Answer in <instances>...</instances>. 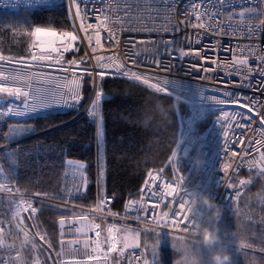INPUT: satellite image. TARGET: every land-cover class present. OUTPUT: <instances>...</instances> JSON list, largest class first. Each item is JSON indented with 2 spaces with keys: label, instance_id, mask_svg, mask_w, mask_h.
<instances>
[{
  "label": "built area",
  "instance_id": "1",
  "mask_svg": "<svg viewBox=\"0 0 264 264\" xmlns=\"http://www.w3.org/2000/svg\"><path fill=\"white\" fill-rule=\"evenodd\" d=\"M52 5H65L75 15L76 50L63 53L60 65L49 61L15 60L0 54L3 57L0 59V84L18 86L12 80L18 72L44 74L30 81V88L25 86L30 93L27 107L23 98L12 99L4 111L0 110V115L9 107L25 113L7 116L14 120L75 112L74 118L85 116L97 126L98 104L93 115L89 112L93 111L99 92L100 73L132 79L122 74L125 71L139 74L141 83L148 79L146 85L160 92L166 90V93L191 103L214 108L218 114L206 132L181 134L173 152L175 155L164 166L151 168L148 172L158 175V179L152 181L147 174L126 204L128 219L144 231L199 240L191 230L186 233L183 227L174 228L170 222L167 226L163 222L157 224L156 220L163 212H168L169 221L173 219V213L180 221L183 211L192 221L208 226L211 218L202 205L192 208L188 203L181 210L180 204L189 201L194 193H204L218 205L230 207L237 192L240 193L248 183L240 185L241 180L248 181L241 173L248 168L260 169L259 157L264 153V61L261 60L264 57V0H0V10L8 11ZM77 7L80 19L76 18ZM193 8L197 12H193ZM197 15L202 16L200 21H197ZM99 20L104 23L98 28L101 40L97 45L95 32L90 29L85 33L80 26L83 22L85 27L91 24L97 29ZM183 20L189 23H181ZM199 24L205 26L199 27ZM64 31L68 30H56L58 33ZM109 31L113 33L112 37ZM88 36L91 42L86 38ZM181 52L185 54L181 55ZM52 55L56 56L55 53ZM244 58L248 59V65L238 74L237 66L231 65V61ZM157 60L165 67L171 65V70L165 72L158 68ZM70 61L78 62V65L69 64ZM226 64L231 66L226 67ZM116 65L122 66L121 74H117ZM64 68L69 71H63ZM87 73L92 76L93 88L83 103ZM74 78L80 80L78 102L72 100L68 91L72 87L69 82ZM164 80L168 83L164 84ZM237 96L243 97L252 108L236 104L233 98ZM190 135L196 143L185 156L183 149L188 147ZM180 162L187 164L186 172L178 169ZM168 165L170 172H167ZM166 184H172L178 191L169 196L165 191ZM229 184L233 187L229 188ZM227 196L231 199H226ZM70 198L74 196L70 195ZM102 201L109 206L115 199L108 194ZM7 222L11 221L0 220V264H37L26 257L23 240L17 237L15 225L10 223L9 226ZM129 264H146L144 245L129 252Z\"/></svg>",
  "mask_w": 264,
  "mask_h": 264
},
{
  "label": "trees",
  "instance_id": "2",
  "mask_svg": "<svg viewBox=\"0 0 264 264\" xmlns=\"http://www.w3.org/2000/svg\"><path fill=\"white\" fill-rule=\"evenodd\" d=\"M36 26L70 28L66 6L0 10V53L10 58L28 59ZM92 88V76L87 73L83 103ZM98 90L107 95L99 102L101 140L94 121L85 116L74 118L75 112L28 120L8 117L0 121V146L26 131L39 133L0 150V174L5 175L9 185L39 194L52 192L58 189L64 163L82 164L88 175V192L74 202L90 206L101 194H111L115 201L108 209L120 210L124 199L140 188L148 170L164 166L178 142L180 121H187L192 114L190 102L124 77H99ZM217 114L218 111L205 112L197 118L193 130L200 134L206 132ZM42 131L45 132L40 133ZM241 176L247 178L248 183L230 207L219 205L222 214L218 220L212 219L211 227L218 228L219 246L230 253L232 264H264V174L257 168H248ZM34 204L38 208L36 221L53 230L47 225L56 223L63 215V207L40 198H35ZM5 209V201L0 196V220L4 218L2 211ZM162 238L163 241L156 239L152 245L159 248L155 257L151 255V245L147 251V258L154 259L157 264H182L183 251L198 264H211V253L217 250L190 241L184 248H172L166 244L167 237ZM24 252L29 260H34V252L42 253L41 250L36 252L30 242L24 243Z\"/></svg>",
  "mask_w": 264,
  "mask_h": 264
},
{
  "label": "crops",
  "instance_id": "3",
  "mask_svg": "<svg viewBox=\"0 0 264 264\" xmlns=\"http://www.w3.org/2000/svg\"><path fill=\"white\" fill-rule=\"evenodd\" d=\"M98 113L99 121L96 128H99L101 124L100 103L98 104ZM1 117L3 116L0 115V118ZM7 118L8 117L5 119ZM0 121H3V119H0ZM37 134L39 133H29L26 131L24 134L1 145L0 150L34 137ZM99 138L101 140V137ZM174 150L167 162L173 155ZM78 166V164L70 162L64 163L59 177L58 189L40 194L38 192L22 191L15 186L9 185V183L5 181V175L0 174V196L3 197L6 207L8 206L7 209L9 210V206H11V210L15 212L17 218H20L23 214L21 220L17 219V225L19 223L21 227L28 229L34 228V232L37 229L35 234L38 238L33 237V232L28 233V231L25 232V230V234H22L21 237L22 239L24 238L25 244L30 242L32 246L36 248V252H40L41 250L42 253H40L38 257L39 263L129 264V252L135 247H124L123 238L128 235L133 237L138 235L136 242L138 245L145 246L147 254L150 245L152 246L153 243L157 241L156 239L162 238L165 234L153 230L144 231L138 224L128 219L129 213L126 204L128 198L133 194H130L124 199L120 210L108 209L109 206L101 203L103 197L108 195L104 193L101 194V198L97 197L94 204L90 206L76 204L74 199L85 196L88 192L89 185L86 167L84 166V168L80 169ZM149 171L150 169L148 172ZM96 183L98 185L97 181ZM97 191L99 192V187H97ZM70 195L74 196V198H70ZM35 198L44 199L63 207L61 210L63 215L57 219L56 223H48L49 225H47L53 228V230L45 228L42 226L41 222L38 223L36 221L38 208L34 204ZM29 205H31V207H29ZM32 208L36 209L35 213L32 212ZM62 221L63 223H61ZM95 224H100L101 228L95 229L93 227ZM109 227L114 228V232L111 234L108 232ZM77 229H80V231L78 232ZM96 231H100V237L96 236ZM92 234L94 238L91 237ZM110 235H114L119 241L116 243V250L112 252L108 250L110 246ZM97 241H99V246L97 245ZM121 249H123V251H121Z\"/></svg>",
  "mask_w": 264,
  "mask_h": 264
},
{
  "label": "snow or ice",
  "instance_id": "4",
  "mask_svg": "<svg viewBox=\"0 0 264 264\" xmlns=\"http://www.w3.org/2000/svg\"><path fill=\"white\" fill-rule=\"evenodd\" d=\"M193 12H197V9L193 8L192 9ZM76 18L80 19L81 18V14L79 11V7H77V11H76ZM99 19V18H98ZM197 21H200L202 19V16L197 15L196 17ZM104 21L103 20H99L97 29H93V26L91 24H88L87 27H85L84 23H81V31L87 33L90 29L93 30L95 32V40H96V44L99 45L100 44V40H101V36H100V32L98 30L100 25H103ZM181 23H184L185 25H187L189 23L188 20H183L181 21ZM199 27H204L205 25L203 24H199ZM165 31H167V28L164 29ZM179 30V29H177ZM32 35L35 37H48L50 39H48L47 41H40V47L41 50L44 54L41 55H33L32 56V60L33 61H49L52 62V64L54 65H60L61 62L63 61V53H67L71 50H76L75 49V42H77L78 40V36L72 32V31H64V32H56V31H51V30H45L42 29L40 27H36L34 29V31L32 32ZM109 36L112 37L113 33L111 31H109ZM89 42H91V37L88 36L86 37ZM57 41H59V44H57ZM199 41H197L198 43ZM46 45V47H45ZM55 53L56 56L54 57L52 54ZM184 52H181V55H184ZM0 59H3L2 56H0ZM261 60L264 61V57H261ZM22 63V62H21ZM69 64H77L78 62L76 61H70L68 62ZM155 63L157 64L158 68L162 69L165 72H169L171 70V65L165 67V65H163L159 60L155 61ZM231 65H235L237 66V73L240 74V69L243 67H247L248 65V59L244 58L241 60H236L233 59L231 61ZM226 64L225 66H231ZM121 65H116V69H117V74H121ZM63 71L67 72L69 71V69L64 68ZM249 73H251V69H248ZM124 76H130V78L135 79L140 81L141 80V76L139 74H137L136 72H131L129 74V72L125 71L122 73ZM44 75L43 73H29L27 71L24 72H18L16 75H14L12 77V80L14 82V84H17L18 86H6L3 84H0V93H4L6 94L8 97H13L15 100H21V98H23V103L25 105V107H27L28 104V97L30 96V93L28 91L25 90V86L27 87H31V83L30 81H32L34 78ZM103 75L104 73H100L101 79H103ZM73 76L75 77V72H73ZM49 79V81L51 80V77H47ZM5 79H7L5 77ZM72 87H70L68 89V91L71 93V97L72 100L74 102H78L79 99V92L78 89L80 87V80L79 79H72L69 82ZM142 83L144 84H149L148 79H143ZM164 84H167L168 81L164 80L163 81ZM154 86V85H153ZM166 91V90H165ZM164 91V92H165ZM159 93V92H158ZM225 95H231L230 93H225ZM101 93L97 92L96 96H95V101H94V108L93 111L89 112V115H93L94 111H95V105L99 104L100 100H101ZM236 104H238L240 107H247L252 108L249 104L244 102V98L241 96H237L235 98ZM253 110V109H252ZM25 113L15 110L12 107H9L7 112L4 113L5 116H9V115H15V116H21L24 115ZM98 135L99 137H103V127H102V118H101V124L100 127L98 128ZM188 143V147H185L183 149L185 156L188 155L189 150H190V146L193 145L194 143H196V140L194 138V136H189V139L187 140ZM257 144L261 145L260 141H257ZM173 155H175V153H173ZM260 164L258 165V167H260V172L261 174H264V153H261L260 157ZM80 169L84 168V165H79L78 166ZM101 176H103V171H101ZM150 179L152 181H156L158 179V175H153L151 172L148 173ZM248 181L246 180H241L239 183L240 185H244L246 184ZM147 184V182H146ZM229 188H232L233 185L229 184L228 185ZM86 190V188H85ZM165 191L166 193L171 196L173 195V193H176L178 191L177 187H173L172 184H166L165 185ZM188 195H191V192L188 193ZM237 195H239V192H237ZM226 199L230 200L231 196H227ZM103 203V201L101 202ZM189 201L185 200L184 202H182L180 204V209L183 210L185 208V205L188 204ZM29 207H31V205H29ZM32 212L35 213L36 209L32 208ZM181 214L183 216V219L180 221H177L175 219V213L172 214L173 219H171V221H169L167 218L169 217V213L168 212H163L162 217L160 219L156 220V223L159 224L161 222H163L165 224V226H167V224L170 222L172 224V226L174 228H179V227H183L184 232H189L190 229V224L192 223V220L188 217L187 213H184L183 211H181ZM82 219H86V218H82ZM155 219V217H154ZM63 223V221L61 222ZM95 229H100L101 225L100 224H95L93 226ZM77 231L79 232L80 229H77ZM108 232L111 234L114 232V228L113 227H109L108 228ZM101 233L100 231H96V236L100 237ZM138 239V235L136 237H133L131 235L125 236L123 238L124 240V247H138V243L136 242ZM119 241L117 240V238L114 235H110L109 237V252H112L114 250H116V243H118ZM97 245L99 246V241H97ZM244 244H241V247H244ZM121 251H123V249H121Z\"/></svg>",
  "mask_w": 264,
  "mask_h": 264
},
{
  "label": "rangeland",
  "instance_id": "5",
  "mask_svg": "<svg viewBox=\"0 0 264 264\" xmlns=\"http://www.w3.org/2000/svg\"><path fill=\"white\" fill-rule=\"evenodd\" d=\"M53 6H59V5H52V6H48V7H44V8H50V7H53ZM37 9H40V8H37ZM66 9H67V12H68V17H69V21H70V25L71 26L68 29H62V30L72 31V32H74L77 35V27H76L75 15L73 14L72 10H70L68 7H66ZM36 27H40L42 29L51 30V31H56L57 29H60V28H50V27H44V26H36ZM36 27H34V29ZM48 39H50V38L44 37V36H41V37L33 36L32 42H31L30 47H29L30 56H29L28 59H15V58H10V57L4 56L1 53L0 54L2 56H4V57L10 58V59L21 60V61H29V60H32V56L33 55H41V54H43V52L41 50V47H40V41H47ZM45 47H46V45H45ZM12 99H14V98L13 97H8L4 93H0V110L4 111L6 106L10 102H12ZM190 107L192 109V114L190 115V117H188L187 121H185V122L180 121L181 122V133L179 134V138H180L181 134H183L184 132L194 131L193 130V125H194L195 121L197 120V118L199 116L203 115L207 111H215L214 108L207 107V106H204V105L194 104V103H191V102H190ZM4 113L5 112H2L1 115L3 117H1L0 119H5L7 117V116L4 115ZM14 134L18 135L19 133L18 132H14ZM179 138H178V140H179ZM180 163L177 164L178 169L181 172H186V169H187L186 165L187 164L186 163H182L183 167L181 168V164ZM167 167H169V165ZM169 168L171 169V167H169ZM258 170H260V169H258ZM1 198H3V197H1ZM8 203H9V201H8ZM7 208H8V206L6 207L5 210L2 211L3 212L2 216L4 218L1 221H5V220L11 221V222H7V223L9 224V226H10V223L12 225H15V229L17 230L16 234H17L18 238L22 239V237H21L22 234L24 235L25 232H27V231H28V233H30V232L32 233L33 232L34 233L33 237L34 238H38V236H36V234H35L37 232V229L34 232V228L33 229L24 228V227H21L19 223L17 225V219L21 220L23 214H22V216L20 218H17V215L15 214V212L13 210H11V206H9V210ZM211 225H212V219L210 220V222L208 224V227H211ZM213 225H215V223ZM226 225H227V223H226ZM24 230H25V232H24ZM161 233L163 234L164 232H161ZM164 234H165L164 236L167 237L166 242H168V243H166V244L169 245L172 248H173V246H174V248H179V249H180V247L184 248L185 246H188L187 241L188 242L190 241L191 243H199V240L183 237V236H180V235L170 234V233H164ZM162 239L163 238H160L159 241L160 242L163 241ZM22 240H23V245H24V243H25L24 242L25 241L24 238ZM159 243L155 244V245H159ZM151 249H152V253H151ZM151 249H150V253H151V255L153 254V256H154V255H156V253H157L159 248H158V246L157 247L156 246H153V247L151 246ZM32 256L35 258L36 262L38 264H40L39 263V259H38L39 255H37V253L34 252ZM182 257H183L182 264H198L196 259L190 257L189 253H186V252L183 251ZM35 260H33V261H35ZM146 264H157V263H156V261L154 259L152 260V258H150V257L147 258V254H146ZM158 264H160V263H158ZM200 264H202V263H200Z\"/></svg>",
  "mask_w": 264,
  "mask_h": 264
},
{
  "label": "clouds",
  "instance_id": "6",
  "mask_svg": "<svg viewBox=\"0 0 264 264\" xmlns=\"http://www.w3.org/2000/svg\"><path fill=\"white\" fill-rule=\"evenodd\" d=\"M189 204L192 208L202 205L209 213L210 218L218 220L222 214L221 207L211 199L207 194L194 193L189 200ZM192 233L198 237L199 243L205 248L216 247V251L211 253V264H232V258L228 251L220 245L221 236L217 227H208L195 220L190 224ZM238 243V241L236 242Z\"/></svg>",
  "mask_w": 264,
  "mask_h": 264
},
{
  "label": "water",
  "instance_id": "7",
  "mask_svg": "<svg viewBox=\"0 0 264 264\" xmlns=\"http://www.w3.org/2000/svg\"><path fill=\"white\" fill-rule=\"evenodd\" d=\"M106 96L107 95L105 93H101V97H102L101 100H103L104 98H106Z\"/></svg>",
  "mask_w": 264,
  "mask_h": 264
},
{
  "label": "bare ground",
  "instance_id": "8",
  "mask_svg": "<svg viewBox=\"0 0 264 264\" xmlns=\"http://www.w3.org/2000/svg\"><path fill=\"white\" fill-rule=\"evenodd\" d=\"M146 85V84H145ZM187 101V100H186ZM103 108V107H102ZM104 115V114H103ZM170 167V166H169ZM182 168V167H181Z\"/></svg>",
  "mask_w": 264,
  "mask_h": 264
}]
</instances>
